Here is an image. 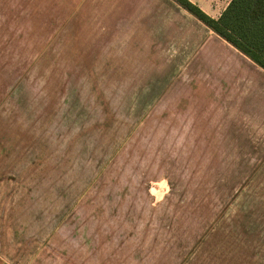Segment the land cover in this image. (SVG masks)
I'll use <instances>...</instances> for the list:
<instances>
[{"label":"rangeland","instance_id":"obj_1","mask_svg":"<svg viewBox=\"0 0 264 264\" xmlns=\"http://www.w3.org/2000/svg\"><path fill=\"white\" fill-rule=\"evenodd\" d=\"M36 1L0 20V264H264V73L162 0L70 41Z\"/></svg>","mask_w":264,"mask_h":264},{"label":"crops","instance_id":"obj_2","mask_svg":"<svg viewBox=\"0 0 264 264\" xmlns=\"http://www.w3.org/2000/svg\"><path fill=\"white\" fill-rule=\"evenodd\" d=\"M44 1V4H42V7L44 8H53L54 4H60L58 8L61 10H68V9H74L77 10V15L74 14V17L72 19H77V21L71 26V28L68 30V35H63L64 37H67V39L70 41L71 37V32L74 28V26H79L80 25V19L84 18L85 20H88L90 22H100L104 21L105 23H110L113 22L114 20H117L121 18L120 20L126 19L128 17L127 11L131 8H133L137 3L134 0H42ZM166 4H170L173 6L175 9L179 10L181 13L185 14L186 16H189L191 20L197 21L203 28L207 31V35L211 38H215L218 41H221L225 46H227L229 49L233 50L235 53H237L239 56H241L245 61H247L251 66L258 68L264 73V69L256 65L252 60H250L248 57H246L244 54H242L240 51H238L234 46H232L230 43H228L226 40H224L222 37L217 35L214 31L209 29L206 25H204L201 21L196 19L193 15H191L188 11L183 9L178 3H176L174 0H162ZM193 3L197 4L202 10H204L207 14L212 16L213 18H219L223 11L226 9L228 4L231 2L227 3V5L223 8L222 12L216 13V8H218L219 5V0H213L212 2H209V0H191ZM39 1L36 0H0V20H2V23L8 24V25H13L11 23V11L13 10H22V13L24 16H30L31 13L30 11L33 10L36 4H38ZM156 2V1H154ZM56 7V6H55ZM89 11H94V15H89L87 14ZM49 16L48 14L44 19L48 21L47 23L42 22L40 24H50L51 18L47 17ZM83 16V17H82ZM27 19H30V17H27ZM104 19V20H102ZM9 20V21H8ZM29 24V23H28ZM32 24V23H31ZM59 25H65V24H59ZM92 25V23L90 24ZM113 26L112 24H110ZM73 27V28H72ZM76 36H73V40L75 41ZM79 50L78 54L79 55ZM85 57L89 56V51L85 50L84 48H81V54L78 57ZM77 57V56H74ZM87 71H81V73H84ZM91 72V71H90ZM96 72V71H94ZM107 73V72H104ZM171 97H169L170 99ZM171 100V99H170ZM153 105L155 106H167L169 108V113H168V122H186L184 124V127L182 128L183 132H180V130L170 128L169 129V138L170 137H180V138H192V139H200V142H192L190 145L187 146L186 149H218L217 147L218 144L215 141H207L209 138V135H205L204 133H198L194 132V129L192 127V124L189 122L188 119H186L187 116L183 114H179L177 112V109L175 108L176 105L173 103V101H166L165 99L163 100H155L153 101ZM155 120V119H154ZM157 120V119H156ZM179 131L176 134L172 135V132ZM213 137V136H212ZM263 182V183H262ZM262 183L261 185H264V180L260 181ZM259 183V184H260ZM258 183L256 182V178L253 179L252 181L249 182V186H254L257 185Z\"/></svg>","mask_w":264,"mask_h":264},{"label":"trees","instance_id":"obj_3","mask_svg":"<svg viewBox=\"0 0 264 264\" xmlns=\"http://www.w3.org/2000/svg\"><path fill=\"white\" fill-rule=\"evenodd\" d=\"M174 1L264 69V0H231L217 19L191 0Z\"/></svg>","mask_w":264,"mask_h":264}]
</instances>
